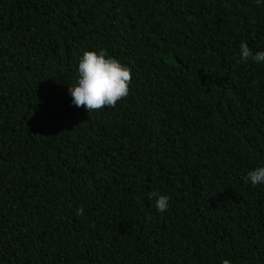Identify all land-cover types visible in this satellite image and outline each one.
I'll list each match as a JSON object with an SVG mask.
<instances>
[{
    "label": "trees",
    "instance_id": "16d2710c",
    "mask_svg": "<svg viewBox=\"0 0 264 264\" xmlns=\"http://www.w3.org/2000/svg\"><path fill=\"white\" fill-rule=\"evenodd\" d=\"M242 41L264 50V4L0 0V264H264V185L242 179L264 62ZM85 49L131 68L114 107L70 103Z\"/></svg>",
    "mask_w": 264,
    "mask_h": 264
},
{
    "label": "clouds",
    "instance_id": "9594fccd",
    "mask_svg": "<svg viewBox=\"0 0 264 264\" xmlns=\"http://www.w3.org/2000/svg\"><path fill=\"white\" fill-rule=\"evenodd\" d=\"M257 5L264 4V0H255ZM238 62H264V50L253 52L246 42L242 41L238 49ZM75 82L68 85L67 91L71 97L70 103L76 107H83L87 112L114 107L117 101L129 94L131 83V68L120 60L107 56L103 50H82L76 64ZM246 184L253 186L264 185V164L250 169L242 177ZM155 195V209L165 211L169 206L166 194ZM77 214L83 213V208L76 209ZM221 264H231L229 259H223Z\"/></svg>",
    "mask_w": 264,
    "mask_h": 264
}]
</instances>
